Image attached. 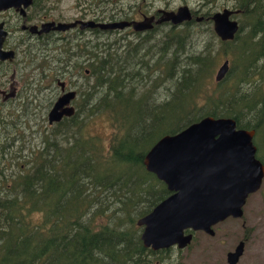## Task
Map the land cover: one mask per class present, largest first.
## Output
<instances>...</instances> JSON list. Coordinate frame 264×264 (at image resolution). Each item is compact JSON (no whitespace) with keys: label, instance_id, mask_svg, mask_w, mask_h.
Here are the masks:
<instances>
[{"label":"trees","instance_id":"trees-1","mask_svg":"<svg viewBox=\"0 0 264 264\" xmlns=\"http://www.w3.org/2000/svg\"><path fill=\"white\" fill-rule=\"evenodd\" d=\"M105 2L92 0L85 9ZM112 6L107 11L115 10ZM42 7L33 0L30 8L35 15ZM129 9L130 15L118 9L120 17L110 14L107 21L145 14L138 5ZM232 9L251 25L239 28L233 41L218 40L217 51L209 41L193 50L195 38L205 31H195L200 24L192 22L181 29L166 25L155 54L147 55L146 35L158 26L130 32L135 40L114 43L97 38L115 31L98 29L88 30L92 41L81 36L87 30L70 37L51 32L22 37L18 43L31 45L24 50L37 52L29 62L35 59L37 71L46 73V91L54 89L59 66L61 71L80 67L88 75L73 116L49 125L35 148L23 150L29 147L28 107L0 115V264H153L149 256L167 251L143 248L135 225L169 194L142 165L153 143L209 116L233 119L264 144V0H234ZM104 19L95 15L92 20ZM206 33V40L215 37ZM219 54L231 57L230 68L209 86ZM163 84L165 95L155 94ZM100 115L114 130L106 146L86 134ZM259 158L264 165V156Z\"/></svg>","mask_w":264,"mask_h":264},{"label":"water","instance_id":"water-1","mask_svg":"<svg viewBox=\"0 0 264 264\" xmlns=\"http://www.w3.org/2000/svg\"><path fill=\"white\" fill-rule=\"evenodd\" d=\"M31 0H0V12L12 9L25 15ZM240 10L224 8L210 17L212 30L221 42L233 41L239 31L231 16ZM159 17L144 16L141 20L95 22L75 20L45 22L39 25L21 26L30 34L98 29L135 33L150 30L152 25L169 23L176 26L188 22L192 14L187 6L175 11L158 10ZM197 18L196 21H200ZM6 32L0 25V61L14 58L11 50L2 49ZM228 61L224 60L214 74V82L224 79ZM74 93H64L53 103L46 115L48 125L57 124L63 117H71L74 109L69 105ZM253 130L236 127L231 118L203 117L173 135L157 139L144 154L142 165L147 173L161 182L169 193L147 214L135 221L140 228L139 239L143 248L151 251L176 247L178 250L190 245L192 236L185 234L202 231L212 236V227L227 218L239 219L242 207L249 195L258 191L264 178V166L255 157L252 144ZM242 243L226 254L227 264H236L242 253Z\"/></svg>","mask_w":264,"mask_h":264},{"label":"rangeland","instance_id":"rangeland-1","mask_svg":"<svg viewBox=\"0 0 264 264\" xmlns=\"http://www.w3.org/2000/svg\"><path fill=\"white\" fill-rule=\"evenodd\" d=\"M42 2V9L38 12V14L33 15L31 8L27 9V15L32 16L29 21V24H40L45 21H53V22H72L73 20H92L94 16L97 17H105L102 22H109L107 19L110 14H114V17H120V11L128 13H132V9H129L131 5H138L141 7V11L145 12L144 16L153 15L157 10H169L174 11L179 6H187L189 10L195 15L203 16L209 13V16H212L216 12H220L222 9H232V5L234 4V0H107L104 4H99L96 7H92V10L85 9V6L91 2L92 0H38ZM105 1V0H104ZM119 2V3H118ZM106 3H111L108 5ZM112 3L114 4L115 10H109L108 8L113 9ZM132 20H139L141 16L138 14L132 15ZM208 17L203 18L205 23L199 25L198 30L195 31H205V34H201L199 37L195 38L194 41V49L199 50L209 41V44L213 45V50L217 51L220 48L218 47V39L213 33L212 23L209 21ZM232 20H235L240 28H245L250 24V20L246 18L244 15H234L231 17ZM7 21L10 23L11 27L14 26L12 30H9V35L3 44L4 47H8L9 49H15V44L20 48H24L23 43H18V41L25 37L24 32H20L18 30L19 22L17 15L12 11H6L0 13V21ZM141 20V19H140ZM113 21H119L117 19ZM209 22V24H207ZM194 25V24H192ZM160 28H155L151 34H145L147 36L148 41L143 43V49L146 50V55L150 52L155 54V49L157 50L158 46L157 42L161 40V35L168 27L158 26ZM162 27V28H161ZM178 29H181L179 27ZM206 30L211 31L215 37H211L207 39ZM76 30H71L64 36L70 37L75 35ZM133 32L131 29H126L122 31H115L109 33L99 34L98 41L100 42H108L114 43V41L124 42L126 40H135L134 36L130 33ZM245 33V31H244ZM244 33H240L239 36L244 35ZM83 39H87L91 41L93 40V35L88 32H84L81 34ZM145 36V37H146ZM144 37V36H142ZM236 37V35H235ZM34 43L31 39L29 40ZM122 42L120 44H122ZM55 46H60V42L56 43ZM155 47V48H153ZM37 52L32 50V53H19L18 59L20 71H22V75L26 73L25 64L22 63V60H25V56L28 54L29 57L31 54L33 56L36 55ZM218 54V53H217ZM216 55V54H215ZM231 57L218 55L216 62L211 71V75L208 79V85L211 86L214 83V74L218 67L224 60L228 61V65L230 64ZM22 59V60H21ZM40 58H38L39 60ZM146 61V60H145ZM38 62L34 59L32 64L29 66L30 73V81L36 85L37 84V69L35 65ZM230 68V65H229ZM155 68H153L154 71ZM236 71V68L235 70ZM2 69H0V73ZM27 73V74H28ZM142 75H146L145 73H141ZM150 74L148 72L147 77ZM146 77V78H147ZM25 77L22 76V79ZM144 78V79H146ZM152 76H150V81ZM163 79L162 77L159 78ZM26 79H24L25 81ZM90 83L92 80H89ZM164 85V86H163ZM160 86L158 90H155V94L160 96L165 95V84ZM95 89V88H94ZM51 90L46 91L44 97L46 100L41 98L39 99H25L21 98L20 102L23 105H28L27 111L30 113V118L27 126L24 124L25 133L27 139L29 140V147L23 150H28L31 147L35 148L40 143L41 133L44 131L45 133L50 131L47 127L49 126L46 121V115L49 110L48 101L51 98ZM39 104V105H38ZM22 105V106H23ZM23 107H17V104L11 106V104L7 106H0V115L5 116L7 114H18L19 110ZM109 120L104 116L100 115L92 119V122L89 124L86 134L89 136H96L100 138L101 143L104 146L107 145L111 135L113 134V128ZM21 126V125H20ZM14 127H19L14 125ZM22 127V126H21ZM23 129V128H21ZM24 132V131H23ZM253 144L256 146L255 157L260 160L259 157L264 156V144L258 138L253 139ZM15 150V147L13 148ZM17 150V149H16ZM264 160V158H263ZM263 163V162H262ZM12 165V164H11ZM16 169V167H15ZM243 214L239 219H227L224 222L216 225L214 230V237L210 238L202 232H193L190 245L187 248L182 250H178L176 248L166 249L165 253H161L158 255L149 256L153 264H227L226 263V254L229 251H232L233 248L237 245L239 241L244 239L246 241L245 249L239 258L237 264H264V179L262 180L261 186L257 192L248 196L245 201V204L242 208ZM140 228H136L137 233H140Z\"/></svg>","mask_w":264,"mask_h":264},{"label":"flooded vegetation","instance_id":"flooded-vegetation-1","mask_svg":"<svg viewBox=\"0 0 264 264\" xmlns=\"http://www.w3.org/2000/svg\"><path fill=\"white\" fill-rule=\"evenodd\" d=\"M32 2H33V0H32ZM30 7H31V5H30ZM159 10H162V9H159ZM6 11H12L14 14L17 15L18 22H19L18 30L20 32H24L25 36H27V37H31V36L39 37V36H42V35H46L47 34V33L46 34H41V35L30 34L27 31V29H22L21 28V26L23 27V26H30V25H35V26L39 27L40 24L47 22V21H45V22H42V23H40L38 25H36V24H29V21L30 20H29L28 15H27V9L25 10V15L24 16L21 15L20 12L14 11L12 9H9V10H6ZM6 11H4V12H6ZM165 11H169V10H165ZM0 13H3V12H0ZM191 14H192V19L189 22H192L194 25H198V24H201L202 22H204L203 16L195 15V13H193V12H191ZM236 15H239V14H236ZM149 16H153L154 19L156 20L159 17V14H157V12H155L153 15H149ZM142 17H144V15L141 16L140 19H142ZM210 17L211 16L208 17L209 21H210ZM197 18H201V20L200 21H196ZM139 20H136V21H139ZM73 21H75V20H73ZM67 23H69V22H67ZM185 23H188V22H184V23L179 24V25H177L175 27H178L179 28V27H181ZM163 24L165 26L166 25L172 26L169 23H163ZM163 24H159V25H154L153 24L152 25V28L150 30H148V31H151L154 27L161 26ZM0 25H2V30L6 32V37H5L4 42H3V44H4L6 38L9 35V30H12L14 28V26L11 27V25H10L9 22L3 21V20L0 21ZM250 25H251V22H250ZM248 26H246V27H248ZM166 27H168V26H166ZM238 27L240 28L239 24H238ZM74 30H78V29L77 28H74ZM69 31H71V30H68V31L63 32V33H61V32H52V31H50V32H51V34L52 33H59L63 37V35L66 34ZM148 31H146V32H148ZM24 38L25 37H23V39ZM20 41H22V38L18 42H20ZM26 45H28V41H26V42L23 43V46L24 47ZM30 46L28 45V47H30ZM32 47H34V46H32ZM14 48L15 49H11V48L9 49L8 47L6 48V47L2 46V49L4 51H8V50L13 51L14 58L12 60H10V61H7V60L0 61V69H2V72L0 73V106H7V105L11 104V106L14 107V105L17 104V107H19V108H21L23 106H26L27 107L28 105H23V104L17 103V102L18 101L20 102L21 98L30 99L32 97L34 99H39V98H41V95L43 96V99L46 100V97H44V95L46 94L45 93L46 92V81H45V75H46V73L44 72L43 68H41V70H38V72L36 74L37 75V84L34 85L30 81V73H28L29 70H30L29 69V66L31 65L30 62H29V55L28 54L25 56V60H22L21 59L22 60V63L26 65L25 66L26 73L24 75H22V71H20V67H19V61H20V59H18L19 58L18 57V54L19 53L27 52V50H24V48H22V47L19 48L17 45L14 46ZM58 73L59 74H57L53 78L54 80L52 82V86H54V89H52L50 91V93H51V100H50V104H49V109L51 108V106L53 105V103L56 101L57 98H59L64 93H67L69 91H72L74 93V98L70 101L69 105H71L73 107L74 112H75L76 102L78 101V98H79L78 96L80 95V93H83V76L88 75V70L82 69V68L80 69V67H79V69L78 70H75V71L74 70H71V71H61V67L59 66ZM22 76L25 77L24 78V79H26L25 81H24V79H22ZM50 78H51V76H49L48 79H50ZM51 88L52 87L50 85V89ZM87 89H89V85L87 86ZM262 165H263V163H262ZM242 214H243V211H242ZM227 219H233V218H227ZM227 219H225V220H227ZM224 221H222V222H224ZM222 222H220V223H222ZM220 223H217L216 225H218ZM216 225H214L212 227V230H213V228ZM197 232H202V231H197ZM189 233L192 236L193 232H191L189 230H187L185 232V234H189ZM202 233L205 234L204 232H202ZM205 235H207V234H205ZM207 236L210 237V238H213L215 236L214 235V230H213V235L212 236H209V235H207ZM192 240H193V238L191 239V241ZM239 243H242L243 244L242 245V253H243V251L245 249L246 241L244 239H242V241H239L237 243V245ZM236 246L233 248V250L236 248ZM171 248H176V247L174 246V247H171ZM232 251H229V252H232ZM242 253H241V255H242ZM241 255H240V257H241ZM239 258H238V260H239ZM238 260H237V262H238ZM237 262H236V264H237Z\"/></svg>","mask_w":264,"mask_h":264},{"label":"bare ground","instance_id":"bare-ground-1","mask_svg":"<svg viewBox=\"0 0 264 264\" xmlns=\"http://www.w3.org/2000/svg\"><path fill=\"white\" fill-rule=\"evenodd\" d=\"M31 2H32V0H31ZM31 5H32V3H31ZM191 19H192V17H191ZM191 19H190V20H191ZM190 20H189V21H190ZM189 21H188V22H189ZM249 22H250V21H249ZM182 23H184V22H182ZM182 23H180V24H182ZM178 25H179V24H178ZM176 26H177V25H176ZM228 69H229V65H228ZM63 118H66V117H63ZM63 118H62V119H63ZM252 144H253V139H252ZM253 145H254V144H253ZM255 148H256V146H255Z\"/></svg>","mask_w":264,"mask_h":264}]
</instances>
